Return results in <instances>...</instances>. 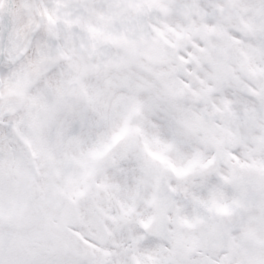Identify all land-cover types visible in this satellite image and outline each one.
Masks as SVG:
<instances>
[{
    "label": "snow or ice",
    "instance_id": "6c2138e0",
    "mask_svg": "<svg viewBox=\"0 0 264 264\" xmlns=\"http://www.w3.org/2000/svg\"><path fill=\"white\" fill-rule=\"evenodd\" d=\"M0 264H264V0H0Z\"/></svg>",
    "mask_w": 264,
    "mask_h": 264
}]
</instances>
